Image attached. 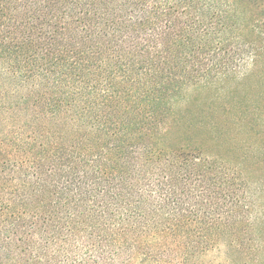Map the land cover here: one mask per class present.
Segmentation results:
<instances>
[{"label":"trees","instance_id":"1","mask_svg":"<svg viewBox=\"0 0 264 264\" xmlns=\"http://www.w3.org/2000/svg\"><path fill=\"white\" fill-rule=\"evenodd\" d=\"M260 71L264 0H0V264L262 257L264 78L248 165L170 136L181 89Z\"/></svg>","mask_w":264,"mask_h":264},{"label":"rangeland","instance_id":"2","mask_svg":"<svg viewBox=\"0 0 264 264\" xmlns=\"http://www.w3.org/2000/svg\"><path fill=\"white\" fill-rule=\"evenodd\" d=\"M263 78L264 71H260L248 80L239 81L241 83L235 82L231 85L216 82L210 88L181 89V95L176 98L179 109L175 114L177 122H174L170 136L176 137L181 134L185 138L190 137L194 140H199L200 137L210 140L209 137H213L215 141L210 146L215 152L225 154L232 161L239 160L248 165L252 156L258 154L262 146L258 140L260 134L251 131L248 127L235 124V104L241 105L243 111L254 106L263 93ZM197 115L204 120L203 124L196 121ZM214 116L221 120L220 128H216L211 122ZM227 116L231 124L226 125L224 119ZM250 144L255 146L248 149ZM244 152L249 153L250 159L243 158ZM260 173H264V170ZM195 264H264V254L260 257L256 247H251L248 242H245L242 248H236L224 241L199 256Z\"/></svg>","mask_w":264,"mask_h":264}]
</instances>
